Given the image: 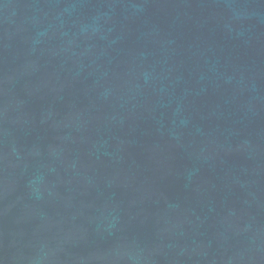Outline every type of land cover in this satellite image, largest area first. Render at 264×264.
I'll return each mask as SVG.
<instances>
[{"label":"water","instance_id":"water-1","mask_svg":"<svg viewBox=\"0 0 264 264\" xmlns=\"http://www.w3.org/2000/svg\"><path fill=\"white\" fill-rule=\"evenodd\" d=\"M0 264H264V0H0Z\"/></svg>","mask_w":264,"mask_h":264}]
</instances>
